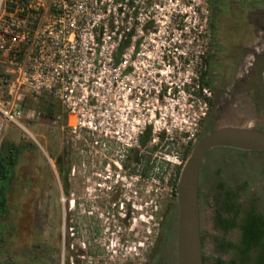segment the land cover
I'll use <instances>...</instances> for the list:
<instances>
[{
	"label": "rangeland",
	"instance_id": "rangeland-1",
	"mask_svg": "<svg viewBox=\"0 0 264 264\" xmlns=\"http://www.w3.org/2000/svg\"><path fill=\"white\" fill-rule=\"evenodd\" d=\"M213 1L206 0L205 7L208 19L214 5L221 9L214 30L208 20L199 34L192 28V21L179 16L167 27L157 29L152 50V93L145 96L142 92L137 105L130 97L116 98L114 107L97 119L104 122L94 135L70 128L66 112L51 96L25 92L28 102H52L55 118H44L35 106L25 105L24 109L34 113L33 118H21L20 125L9 123L4 132L3 139L26 148L8 195L6 221L15 225V230L13 234L6 232L0 240V264H146L161 233L165 239L161 249L168 255L166 263L176 264V189L170 180L177 169L198 139L217 127L264 130V78L263 95L255 93L251 98L250 92L247 97V111L256 119L231 116L227 109L219 111V119L214 116L218 97L222 101L229 97L225 86L243 52L249 49L245 45L256 41L258 49L263 47L264 59V6L260 4L264 0ZM183 26L188 29L180 31ZM200 58L208 79L220 75L214 104L213 96L207 105L199 98L195 72H200L196 65ZM140 60L142 85L147 71L142 67L146 62ZM209 82L213 90V80ZM131 107L132 129L125 118ZM148 122L151 141L142 152H151L155 169L150 179L141 176L136 183L124 178L113 163L116 159L111 156L115 153L111 148L115 144L109 145L107 139L110 130L117 132L111 134L118 137L114 141L132 143ZM57 162L64 170L62 175ZM198 188L203 264H219L217 259L227 261L234 252L219 249L218 241L234 242L238 237L237 229L223 233L215 224L221 196L225 189H231L242 208L251 203L264 212V151L208 149Z\"/></svg>",
	"mask_w": 264,
	"mask_h": 264
},
{
	"label": "built area",
	"instance_id": "built-area-1",
	"mask_svg": "<svg viewBox=\"0 0 264 264\" xmlns=\"http://www.w3.org/2000/svg\"><path fill=\"white\" fill-rule=\"evenodd\" d=\"M205 2L0 0V145L9 123L33 118L30 109L21 108L25 92L51 96L66 112L70 128L94 135L104 122L97 119L114 107L116 98L130 97L137 105L142 92L152 93L157 29L179 16L192 21L200 34L209 20ZM140 59L147 71L142 85ZM196 65L199 98L207 105L212 90L200 85L201 58ZM132 110L125 113L131 129Z\"/></svg>",
	"mask_w": 264,
	"mask_h": 264
},
{
	"label": "flooded vegetation",
	"instance_id": "flooded-vegetation-1",
	"mask_svg": "<svg viewBox=\"0 0 264 264\" xmlns=\"http://www.w3.org/2000/svg\"><path fill=\"white\" fill-rule=\"evenodd\" d=\"M255 43L256 41L245 45V47H249V49L243 52L242 56L240 57L241 62L236 63V72L231 77L227 86H225V88L228 90V96H229L226 101H222L221 98L217 96L218 91H220V88L217 85L220 81V75L218 76L219 78L216 76H211V77L209 76L210 77L209 79L213 80L214 83L212 90L213 104L216 98L218 97L217 99L218 102L216 104V111L214 115L215 120L219 119V117L221 116L219 111L221 110L223 112V110L225 109L228 110L229 115L231 116L237 115L248 118L252 117L253 119H256L254 115H251L247 111V97L249 93L251 92V98L253 95H255V93L257 95H263L262 94L263 93L262 79L264 78L263 76L264 59L262 58L263 47L258 49L259 46H256ZM245 62H247V64L243 65V63ZM242 69L245 70V73L242 71ZM148 129H151L150 122L144 123V125L140 129V132H138L135 135V139L133 140L132 143H129L127 140L122 141V143L114 141V139L116 138L117 140L118 137H115L113 135L108 136L107 139L109 145L115 144L114 148H111L110 146L111 151L115 152V153L111 152V156H115L116 159L115 161L113 160V163L116 164L120 172L123 173L124 178L126 179L130 178L131 180H133V182L137 180L136 183L138 182L141 176L143 177V179L144 178L150 179L155 169L154 159L151 155V152L148 151L147 154L142 152L150 144L151 137L148 138L143 144H141L140 142V137L142 135L144 136L145 133L148 131ZM152 148L153 146L151 147V149ZM198 193H199V188H198ZM223 197L224 194H222L221 196V200L219 202V206L217 210H221V201ZM250 208H251V203L245 204V207L240 209L236 213V215L229 214L230 219L234 218L237 225L227 230L221 227L218 216H215V224L217 225L218 229L221 230L223 233H226L232 229L238 230V237L236 241L234 242L221 241V240L218 241L219 249L232 250L234 252V256L230 259L236 257L237 254L236 248H222V245H224L226 242H231L234 245L240 243L241 229L239 225L244 223V218L246 217V214ZM126 221H128V219H126ZM70 228L73 229L74 227H70ZM71 234L74 235L75 232H72ZM164 241L165 239L163 238L162 233L159 234L157 240L155 241L150 251V256L146 264H167L166 262L168 260V255L165 253L166 250L161 249V244ZM175 245H176V238H175ZM175 253H176V246H175ZM257 254L258 251L254 248L249 251L251 262L256 258Z\"/></svg>",
	"mask_w": 264,
	"mask_h": 264
},
{
	"label": "trees",
	"instance_id": "trees-1",
	"mask_svg": "<svg viewBox=\"0 0 264 264\" xmlns=\"http://www.w3.org/2000/svg\"><path fill=\"white\" fill-rule=\"evenodd\" d=\"M213 3H216V0L213 1ZM260 4L264 6V1H261ZM220 11V7L214 5L213 12L211 13V17L208 22L209 27L213 30L215 29V18L217 16V12ZM208 56H210L209 53ZM207 76L208 71L206 69L202 70L200 73L199 82L200 85L208 86L211 89V85ZM25 105L35 106L38 113L44 118H55V110L52 102L40 103L39 101L31 100L28 102L24 100L22 102L21 108L24 109ZM151 135V129H148L145 135L140 137L141 144L150 138ZM160 137L163 138V135ZM25 148L26 147L24 144L14 143L7 138H4L0 145V240H2L6 232L13 234L15 230V225L6 221L10 211L8 195L10 193V189L14 186L15 168ZM188 150L189 149L185 151V156L187 155ZM57 170L61 175L64 172L63 168L58 162ZM66 170L68 171V168H66ZM179 171L180 170L178 168L175 176L170 180V184L175 189ZM223 192L224 197L221 201V210H216V216H218L220 220L221 227L227 230L237 225L234 218L230 219L229 214L236 215V213L242 209V206L240 203H238V195L236 192L231 189H225ZM239 227L241 229L240 243L234 245L231 242H226L224 245H222V248H236V257L227 261L217 259L218 263L222 264L226 262L228 264H264V212L256 210L255 206L251 205V208L244 218V223L240 224ZM253 248L258 251V254L251 262L249 251Z\"/></svg>",
	"mask_w": 264,
	"mask_h": 264
},
{
	"label": "water",
	"instance_id": "water-1",
	"mask_svg": "<svg viewBox=\"0 0 264 264\" xmlns=\"http://www.w3.org/2000/svg\"><path fill=\"white\" fill-rule=\"evenodd\" d=\"M213 147L264 151V130L250 126H220L203 135L192 147L176 182V264H203L198 176L207 150Z\"/></svg>",
	"mask_w": 264,
	"mask_h": 264
},
{
	"label": "crops",
	"instance_id": "crops-1",
	"mask_svg": "<svg viewBox=\"0 0 264 264\" xmlns=\"http://www.w3.org/2000/svg\"><path fill=\"white\" fill-rule=\"evenodd\" d=\"M236 2H239V1L236 0Z\"/></svg>",
	"mask_w": 264,
	"mask_h": 264
}]
</instances>
